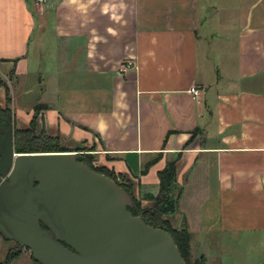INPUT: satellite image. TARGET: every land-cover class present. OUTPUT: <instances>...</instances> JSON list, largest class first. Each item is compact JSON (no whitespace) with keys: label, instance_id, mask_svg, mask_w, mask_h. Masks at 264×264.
<instances>
[{"label":"crops","instance_id":"0c3cea01","mask_svg":"<svg viewBox=\"0 0 264 264\" xmlns=\"http://www.w3.org/2000/svg\"><path fill=\"white\" fill-rule=\"evenodd\" d=\"M31 74L47 90L25 124L11 112L20 127L39 106L55 152L90 155L136 197L175 159L169 219L190 259L264 264V0H0L8 96ZM10 251L1 239L0 264H39Z\"/></svg>","mask_w":264,"mask_h":264},{"label":"water","instance_id":"95a60500","mask_svg":"<svg viewBox=\"0 0 264 264\" xmlns=\"http://www.w3.org/2000/svg\"><path fill=\"white\" fill-rule=\"evenodd\" d=\"M132 204L74 152H13L9 139L0 160V236L39 264H186Z\"/></svg>","mask_w":264,"mask_h":264},{"label":"trees","instance_id":"16d2710c","mask_svg":"<svg viewBox=\"0 0 264 264\" xmlns=\"http://www.w3.org/2000/svg\"><path fill=\"white\" fill-rule=\"evenodd\" d=\"M1 82V81H0ZM2 84V82H1ZM6 88V93L7 92ZM7 103L10 101L9 96H6ZM9 111V107H7ZM39 106L35 107L34 115L29 122V126L23 130L21 133L23 138H20V142L15 145L17 152H55L62 151L58 144L57 138L48 136L43 132H40V135L37 136L35 134L36 128V118L39 112ZM40 139V140H39ZM40 141L38 144L34 143L35 141ZM91 156H79V160L89 166L94 171L105 174L112 180H114L119 186H121L124 190L131 194L133 204L129 207V211L133 215H142L143 219L146 223L165 230L168 232L174 239L183 259L186 264H202L198 260H194L191 262L190 260V249H189V232L186 226H182L180 228L173 227L170 216H172L178 209V199L181 193V187L175 181V159L173 161H168L166 166L158 172L159 179V192L156 196L153 194H145L139 197H136L132 193V184L129 182H118L117 176L109 172L104 168H94L91 165ZM155 161V159L153 160ZM152 161V162H153ZM147 167V166H146ZM146 171V168L145 170ZM142 200H154V205L151 208H141ZM18 252L10 251L7 255L6 260H9L11 257H14Z\"/></svg>","mask_w":264,"mask_h":264},{"label":"rangeland","instance_id":"374dc122","mask_svg":"<svg viewBox=\"0 0 264 264\" xmlns=\"http://www.w3.org/2000/svg\"><path fill=\"white\" fill-rule=\"evenodd\" d=\"M227 12L228 10L225 12V16H224L225 20L229 21L230 24L232 25L234 15H232V13L226 15ZM219 18H220V15L214 20V22H216V20H218ZM218 25L220 24L218 23ZM205 31H206V28L202 27L200 30V33L203 34ZM0 81L2 82V84L0 82V102H1V105L4 107L6 103V96L8 95L6 93L7 79L6 78L3 79V77H0ZM10 85H11V89L9 91V96L11 98V102H8V106L11 109L10 113L12 111L15 112L17 115L16 116L17 119H19L22 124H25L28 110L32 108V106L35 103L41 102V100L45 98L47 87L44 83L39 82V76L35 78V76L32 74L24 78L13 77ZM14 122H15L16 128H15L13 139H14V145H16L21 141L20 138H23L24 135H22L21 133L26 128L20 127V125L16 122L15 118H14ZM35 134L37 136L40 135V128L38 126L35 128ZM39 142L40 141L36 140L34 143L38 144ZM154 204H155L154 200H142L141 208H144V209L151 208L153 207ZM1 239L3 240V238L0 236V240ZM5 242L8 245V248L11 249V251L15 250L18 247V245L12 240H5ZM23 250L27 252L28 254H30L29 249L22 248L21 251ZM191 262L193 261L191 260Z\"/></svg>","mask_w":264,"mask_h":264},{"label":"flooded vegetation","instance_id":"af4514ba","mask_svg":"<svg viewBox=\"0 0 264 264\" xmlns=\"http://www.w3.org/2000/svg\"><path fill=\"white\" fill-rule=\"evenodd\" d=\"M7 107H9L7 101L4 107L0 102V160L7 152L9 139L11 141L12 151L16 152L13 139L16 125L12 113H10L11 110L8 111Z\"/></svg>","mask_w":264,"mask_h":264},{"label":"built area","instance_id":"2783aa9c","mask_svg":"<svg viewBox=\"0 0 264 264\" xmlns=\"http://www.w3.org/2000/svg\"><path fill=\"white\" fill-rule=\"evenodd\" d=\"M44 1L45 0H36V3L37 4L38 3H42ZM132 65H133L132 61H127L124 66L129 67V66H132ZM190 92L193 93L194 95H197L198 94V89L196 87H191L190 88Z\"/></svg>","mask_w":264,"mask_h":264}]
</instances>
